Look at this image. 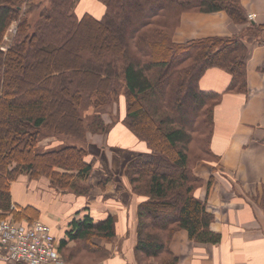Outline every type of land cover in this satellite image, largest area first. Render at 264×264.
I'll list each match as a JSON object with an SVG mask.
<instances>
[{"label": "trees", "instance_id": "obj_1", "mask_svg": "<svg viewBox=\"0 0 264 264\" xmlns=\"http://www.w3.org/2000/svg\"><path fill=\"white\" fill-rule=\"evenodd\" d=\"M98 1L99 18L77 16L79 0H0V219L26 224L38 218L31 205L12 204L11 183L21 175L77 196L91 192L93 167L81 144L87 133L109 130L102 116L122 95V121L148 147L124 172L140 198L134 264H176L169 245L177 231L199 243L221 239L195 195L203 180L194 169L218 159L211 141L222 95L200 89L199 80L219 68L231 77L226 91L246 94L247 48L241 34L178 43L174 33L184 13L224 12L250 36L262 29L247 20L240 0ZM47 138L60 143L44 148ZM81 212L62 237L54 236L59 253L76 264L84 253L99 264L109 257L115 218Z\"/></svg>", "mask_w": 264, "mask_h": 264}, {"label": "crops", "instance_id": "obj_2", "mask_svg": "<svg viewBox=\"0 0 264 264\" xmlns=\"http://www.w3.org/2000/svg\"><path fill=\"white\" fill-rule=\"evenodd\" d=\"M240 1L247 20L261 27L264 33V0ZM245 30L246 25L234 23L224 12L184 13L174 33L173 39L178 43L241 34L247 48L246 94L226 91L231 77L219 68L207 69L199 80L200 89L222 95L211 141L218 159L200 161L194 169L203 180L195 195L212 213L210 228L221 239L216 244L199 243L190 240L186 231H177L169 245L177 257L176 264H264V41L250 36L249 29ZM121 127L113 134L116 142L129 149L137 146L134 134L125 126ZM113 131L114 127L105 135L86 134L84 148L96 146L97 152L106 154L109 159L108 166L93 168L90 175L93 188L87 196L58 191L42 177L31 180L23 176L11 183V201L13 205H31L37 209L36 219L46 222L57 238L63 236L67 222L79 210H82L80 215L88 213L95 220L113 215L115 239L111 246L108 245L109 257L101 264H134V229L139 200L130 193L123 175L132 158L118 167L114 159L124 158L128 153L110 154L109 137ZM44 140L40 142L44 148L60 143L55 138ZM100 182L102 184L98 185ZM67 194L70 201H66L64 195ZM0 264L8 262L0 258Z\"/></svg>", "mask_w": 264, "mask_h": 264}, {"label": "built area", "instance_id": "obj_3", "mask_svg": "<svg viewBox=\"0 0 264 264\" xmlns=\"http://www.w3.org/2000/svg\"><path fill=\"white\" fill-rule=\"evenodd\" d=\"M58 249L47 223L39 219L26 224L0 220V257L5 262L64 264Z\"/></svg>", "mask_w": 264, "mask_h": 264}, {"label": "rangeland", "instance_id": "obj_4", "mask_svg": "<svg viewBox=\"0 0 264 264\" xmlns=\"http://www.w3.org/2000/svg\"><path fill=\"white\" fill-rule=\"evenodd\" d=\"M34 1H42V0H34ZM102 11V12H101ZM85 12H88L96 17H99L103 14L104 12V7H103V4L98 1V0H79V2L77 3L76 7H75V13L77 14V16L85 13ZM101 13V14H100ZM36 12H32L31 14H29V18H30V21L32 24H34L35 22V19H36ZM98 15V16H97ZM14 27L15 25H12L10 30L7 32L6 36H8L13 30H14ZM248 32H250V30H248ZM263 31H256L254 30L253 31V34L256 38H260L261 40H264V33H262ZM244 35H246V32L244 33ZM5 36V37H6ZM261 36V37H260ZM6 40V39H5ZM7 41V40H6ZM91 112V111H90ZM125 112V103H124V98L123 96L121 95L117 101V104H114L112 107H108L106 109V112L103 114L102 116V120H103V123L106 124V125H109V130L105 133H91L90 135H95V134H100V135H105V134H108L110 132V130L112 129V127H114V131L113 133L110 135L109 137V142L111 143L109 145V147H111L110 149V154L111 155H118V154H122L126 151L128 154H126V157L124 158H117V159H114L115 161V166L117 165L118 167L121 166L125 161H127V159L130 157V158H134L136 157V155H138L139 153L143 152V151H148V147L145 145V143H143L142 141H139L138 140V145L135 146L134 148L132 149H129L128 147H125V146H121L120 144H118V142H116L117 140H115V138L113 137V134L115 132H117L118 130H120L124 125L122 119L119 120L120 118H122L123 116V113ZM93 113V112H91ZM119 122L121 125H119ZM118 125V126H117ZM117 126V127H116ZM128 130V129H127ZM129 131V130H128ZM130 132V131H129ZM45 141V140H44ZM43 141V142H44ZM42 142V141H41ZM42 142V143H43ZM77 143V142H76ZM59 145V144H58ZM107 145V143H106ZM81 146L84 148L83 144H81ZM87 151H88V154L89 156L87 157L88 161L92 164V167L93 168H99V167H104V166H108V161L109 159L106 158V154H102V153H99L97 152V147L96 146H90L89 147H86ZM114 153V154H113ZM120 156V155H118ZM124 175V174H123ZM26 177L27 178V175H21L19 177V179H17L15 182L19 181L22 177ZM125 177V175H124ZM90 179L91 177H89V182H90ZM126 179V178H125ZM127 182V180H126ZM128 184V182H127ZM129 186V184H128ZM130 188V193L134 196H136L132 190H131V187ZM37 191V190H36ZM74 196H77L75 194H73ZM64 196H67L66 197V201H70L71 200V197L70 195H64ZM138 198V200L140 199L138 196H136ZM74 202L76 201V197L73 198ZM0 220H9V219H0ZM12 220V219H10ZM14 221V220H13ZM15 222V221H14ZM23 224V223H22ZM82 246V245H80ZM76 249L81 250L82 247H79L78 243L77 245L75 246ZM84 253L82 254V260H77L78 263L80 264H98L97 260H95V258L93 256H91L90 258H83L84 257ZM59 256L62 260V262L64 264H76L74 261H71V260H64L60 253H59ZM1 258V257H0ZM2 259V258H1ZM3 260V259H2ZM4 261V260H3ZM9 264V263H8ZM13 264H20V263H16V262H13ZM101 264V263H99Z\"/></svg>", "mask_w": 264, "mask_h": 264}]
</instances>
